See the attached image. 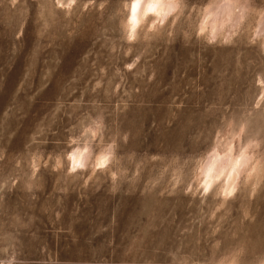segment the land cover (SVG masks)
<instances>
[{
  "label": "rangeland",
  "instance_id": "rangeland-1",
  "mask_svg": "<svg viewBox=\"0 0 264 264\" xmlns=\"http://www.w3.org/2000/svg\"><path fill=\"white\" fill-rule=\"evenodd\" d=\"M220 1L195 35L190 19L154 21L130 47V0H0V259L264 261V0H235L238 22L211 34ZM87 138L119 179L64 173L57 154ZM229 149L248 168L230 193L205 189L206 158Z\"/></svg>",
  "mask_w": 264,
  "mask_h": 264
},
{
  "label": "bare ground",
  "instance_id": "bare-ground-1",
  "mask_svg": "<svg viewBox=\"0 0 264 264\" xmlns=\"http://www.w3.org/2000/svg\"><path fill=\"white\" fill-rule=\"evenodd\" d=\"M141 3L144 4V8L141 9L138 7L135 15L130 12V5L128 7L126 28L131 35H134L136 29L145 24L151 28L154 27V21H164L167 15L174 10V8L171 7V4L174 3L173 0H159L158 3H153V0H141ZM150 3L152 4L151 10L148 7ZM237 8L240 10L239 14L235 13ZM243 10L242 6L238 7L235 0H221L213 9L205 10V25L208 26L211 34H215L225 24H230V26L233 27L242 16ZM257 25V32L262 36L264 46V14ZM226 153L227 154L220 155L217 151H214V153L206 158L200 170L201 180L203 181L202 183L205 189H209L213 184L221 180L222 182L220 181V183L224 184V188H221L224 189L222 192L225 191L230 193L234 190L240 174L245 168H248L250 158L245 154L235 157L232 150L226 151ZM103 159L104 158H100L99 162ZM253 168L254 167H252V169Z\"/></svg>",
  "mask_w": 264,
  "mask_h": 264
},
{
  "label": "clouds",
  "instance_id": "clouds-1",
  "mask_svg": "<svg viewBox=\"0 0 264 264\" xmlns=\"http://www.w3.org/2000/svg\"><path fill=\"white\" fill-rule=\"evenodd\" d=\"M159 0H153V3H158ZM152 4H148V7ZM206 0H174V3L171 4V7L175 9V13L172 17H169L167 22H161V31H166L173 24L181 23L185 20L192 21V30L193 34L198 31V16L203 11L204 8L209 7ZM214 7V5H211ZM140 7L144 8V4L141 3V0H130V12L135 15L137 9ZM123 42L130 47L135 43L131 34L123 36ZM127 55V53H126ZM138 59V58H137ZM136 61H133L132 64H125L124 68L126 71H131L135 66ZM103 133H101L102 135ZM99 139V137L97 138ZM88 142L86 146H83L82 151L74 152L72 147L63 149L64 155L60 156L57 154L62 162H64L63 171L65 174H69L72 169L82 170L84 174L94 173L95 175H103L107 180L114 181L115 179L120 178V173L112 163L104 165L103 168L97 164V156L102 151L103 145L98 144L95 141H92L91 138H87ZM109 141L105 140L104 143ZM83 144V142H82ZM74 147V146H73ZM119 144L116 145L115 155L120 156ZM264 151V149H262ZM75 157V158H73ZM56 171L55 168L52 169ZM259 170L261 176L264 177V156L259 160ZM79 174V172L77 173ZM132 176H135V172L130 173ZM195 187V185H194ZM206 191V190H205ZM7 252V249H5ZM10 258L0 259V264H16L14 256ZM221 264H228L227 261H222ZM260 264H264V261H261Z\"/></svg>",
  "mask_w": 264,
  "mask_h": 264
},
{
  "label": "snow or ice",
  "instance_id": "snow-or-ice-1",
  "mask_svg": "<svg viewBox=\"0 0 264 264\" xmlns=\"http://www.w3.org/2000/svg\"><path fill=\"white\" fill-rule=\"evenodd\" d=\"M151 7H152V6H149V9H150V10H151ZM103 162H104V161L101 160L98 166H102V165H103Z\"/></svg>",
  "mask_w": 264,
  "mask_h": 264
}]
</instances>
